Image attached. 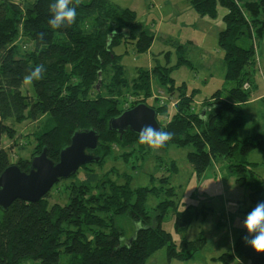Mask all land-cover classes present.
<instances>
[{
	"label": "trees",
	"instance_id": "trees-1",
	"mask_svg": "<svg viewBox=\"0 0 264 264\" xmlns=\"http://www.w3.org/2000/svg\"><path fill=\"white\" fill-rule=\"evenodd\" d=\"M190 1L201 17H217L220 5L227 10L225 29L219 34L225 84L199 105L195 90L189 93L185 84L176 86L172 67L158 64L151 70L137 69L132 80L126 77L121 55L114 47L125 41L143 53L155 38L132 9L111 0H81L76 22L54 30L48 24L53 0H0V176L13 164L28 172V159L39 153L34 149L31 158L18 156L12 161L14 152L3 146L5 135L15 138L9 119L34 123L47 117L53 125L38 138L42 150L47 148L49 158L55 161L75 131L95 129L100 135L96 153L101 157V162L82 166L71 178L61 179L41 201L17 200L7 211L0 208V264H146L163 248L169 260L189 261L205 249L203 235L194 241L184 236L199 210L189 207L176 212L175 231L181 235L177 243L162 227L165 214L176 202H161L155 216L146 208L148 198L158 196L164 186L132 189L130 181L119 184L110 173L103 176L95 170L103 169L106 159L117 150L136 149L138 135L127 131L121 137L109 130V121L138 104L148 105L154 80L165 87L170 98L177 96L172 113L158 98L149 105L157 110L163 130L174 133L165 146L193 147L188 161L199 176L217 160L225 159L229 176L249 190L251 210L264 202V180L256 177L247 159L256 149L264 151V133L245 139L240 136L246 123L244 107L257 93L264 0ZM40 33L46 34L44 42ZM172 44L178 49L179 63L191 64L187 45ZM40 64L45 73L33 82L34 97L23 91V79ZM138 147L144 158L148 146ZM160 180L168 184L167 195L176 196L170 178ZM57 187L67 199L64 204L50 202ZM246 235L243 228L232 252L219 259L225 264L243 258L251 264H264V253L247 245L243 240Z\"/></svg>",
	"mask_w": 264,
	"mask_h": 264
},
{
	"label": "rangeland",
	"instance_id": "rangeland-1",
	"mask_svg": "<svg viewBox=\"0 0 264 264\" xmlns=\"http://www.w3.org/2000/svg\"><path fill=\"white\" fill-rule=\"evenodd\" d=\"M111 1L122 8L135 11L137 20L155 37L149 51L143 53H138L133 44L125 41L114 47V52L121 55V64L129 80L137 76V69L151 70L158 64L172 67L171 76L175 79L176 86L185 84L189 93L195 90V102L198 105L224 87L226 66L224 52L219 45V34L225 29L223 18L226 8L220 5L217 17L211 18L199 16L190 0ZM174 41L187 45L189 49L186 56L191 64L179 63L178 49L172 44ZM257 58V93L252 95L250 102L244 107L246 123L240 131L242 139L264 133V106L259 100L260 96H264V39L257 50ZM152 87L153 98L148 101V105L155 103L158 98L161 104L168 105V112L172 113L177 96L170 98L165 87L157 80L152 82ZM23 91L36 96L33 84L24 83ZM159 117L162 120V114ZM8 124L16 130L15 138L5 135L3 146L14 152L15 155L11 154L13 162H16L18 156H22V159L31 158L34 149L40 154L44 145L38 137L53 125L47 117H40L34 123L9 119ZM138 145L139 143L134 145L136 149L117 150L106 159L103 169L95 167V170L103 176L110 173L109 176L119 184L130 181L132 189L164 186L158 196L151 195L148 198L146 208L149 214L155 216V210L161 202L173 199L176 204L165 214L162 227L179 243L181 235L175 231L176 212H182L189 207L199 210L198 216L194 218L184 236L187 240L194 241L203 235L207 240L205 249L189 261L169 260L166 248H163L149 257L146 264H225L219 257L232 251L240 231L244 228L243 220L251 211L249 190L238 185L235 176H229L225 159L217 160L199 176L188 161V153L194 151L193 147L168 145L158 151L148 147L143 158L138 151ZM247 159L252 163L251 169L256 177L264 180V151L256 149ZM79 173L80 176L84 174ZM164 176L170 178V186L175 188L176 196L170 198L167 195L168 184L160 180ZM57 189L58 187L53 189L50 202L64 204L67 199L63 197L65 195L60 196ZM230 264L251 263L243 258L234 259Z\"/></svg>",
	"mask_w": 264,
	"mask_h": 264
},
{
	"label": "water",
	"instance_id": "water-1",
	"mask_svg": "<svg viewBox=\"0 0 264 264\" xmlns=\"http://www.w3.org/2000/svg\"><path fill=\"white\" fill-rule=\"evenodd\" d=\"M101 83H98V87ZM157 110L145 103L123 111L109 121V130L122 137L127 131L137 134L146 124L162 128ZM100 135L95 129L77 130L59 155V161L48 156L47 148L31 160L28 172L17 165L9 166L0 176V208L7 211L17 200L37 203L41 201L61 179H69L82 166L101 162L97 155Z\"/></svg>",
	"mask_w": 264,
	"mask_h": 264
},
{
	"label": "clouds",
	"instance_id": "clouds-1",
	"mask_svg": "<svg viewBox=\"0 0 264 264\" xmlns=\"http://www.w3.org/2000/svg\"><path fill=\"white\" fill-rule=\"evenodd\" d=\"M80 3L81 0H53L49 4L50 18L48 24L51 29L58 30L74 24L77 18L76 7ZM45 35V33L39 34L41 42H44ZM44 73V65H37L24 76L23 82L27 85H32L34 81L41 80ZM137 135L139 144L147 145L151 149L158 151L173 138L174 133L146 124L139 129ZM242 226L248 233V235L243 237L244 242L256 253H264V202L256 204L244 218Z\"/></svg>",
	"mask_w": 264,
	"mask_h": 264
},
{
	"label": "crops",
	"instance_id": "crops-1",
	"mask_svg": "<svg viewBox=\"0 0 264 264\" xmlns=\"http://www.w3.org/2000/svg\"><path fill=\"white\" fill-rule=\"evenodd\" d=\"M261 99H264V96H263V97L260 96V99H259V100L261 101ZM261 102L263 103V106H264V101H261ZM231 252H232V251H231ZM231 252H230V253H231Z\"/></svg>",
	"mask_w": 264,
	"mask_h": 264
}]
</instances>
